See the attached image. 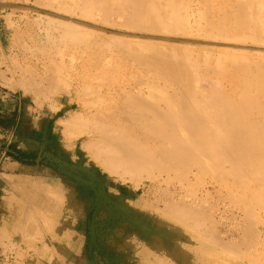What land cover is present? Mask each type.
I'll return each mask as SVG.
<instances>
[{
  "label": "rangeland",
  "instance_id": "obj_1",
  "mask_svg": "<svg viewBox=\"0 0 264 264\" xmlns=\"http://www.w3.org/2000/svg\"><path fill=\"white\" fill-rule=\"evenodd\" d=\"M96 1L95 0L94 1L93 0L92 1L91 0H89V1L85 0L82 3V0H0V4H11V3L26 4V5L34 6V7L41 9V10H32V9H25V8H18V7H1L0 8V28L2 29V33H3L2 40H3L4 46L7 49L8 53H10L9 56L4 57L3 62H0V68L2 66H4L3 69H7L6 71L1 70L0 75L3 78H6L7 74L10 73L13 75V77H18L21 82H22V80H23V82H24V80L26 81L27 76H29V75L32 76L34 79L37 78V82H39V83H37V92H38L37 96H38L39 109L50 108V109L56 110L58 108L59 100L64 95H65L66 99L71 104V108H70L69 113H67L62 119L58 120V126H57V129L60 133V138H62V140H63L62 144H63L64 155L66 154L69 156L68 164H65V158H64L63 172H61V168H59V173H61L64 176L63 183L59 184L60 187H58L59 182H57V180L54 179L50 185L48 184L45 186L46 187L45 190L42 189V187H41L42 184L39 183V191H38V197H37L38 217H36L38 219L37 231H32V232L29 231L28 228L30 227V225H29V223H27V226H25V230H23L21 233L22 240L19 241L18 243H13L10 240V243L7 246V247H9L7 250H10L9 251L10 254H8V259L6 260V262L1 261L0 264H51L52 261L55 258H57L58 254L60 253V249L58 248V245L61 244L60 239H61L62 233L59 230H61L62 227H59V224H60L62 215L66 213V208H68V209L70 208L71 214L74 211L78 212V210L80 213H83L82 215L85 214L87 232L92 233V234H87V238L88 237L91 239L93 238L95 240H98L100 243L107 242L109 240V241H111L110 243L112 244V242L116 238L120 239V240H123V239L126 240L127 238L125 237V235H126L127 230L130 231V230L137 229V225L139 226L141 224H148L150 229L154 231L151 233L152 236L149 239L152 241L153 245L158 250L157 261L159 262V264H173V263L169 262L170 261L169 252L166 251V253H164L163 250L160 249L163 241H166L165 245H167L169 247L174 246V244H177L179 246V248L183 249L184 253L190 255V257L193 258V263H191V264H264V233H263L264 232L263 231L264 230V218H263L264 217V208H263L264 205L262 204V206H261V203L259 204V202L264 203V200H263L264 199L263 198L264 197L263 196L264 189H262V193H258L259 197H261V196H263V197L258 198V195H256L257 192H259L257 190H261L262 187L264 188V183H263L264 178H263V176L259 177V175H264V174L257 175L258 174L257 173L255 175L254 174L255 172L254 173L249 172L250 173V176H249V174L246 173L245 176H247V174H248V176L251 177L250 183H251L252 187L249 189L255 188V190L257 191V192L253 191V189H252L250 191V192L253 191L252 193H250L248 191V188H247V187H250V183L246 185L247 182H245L246 180L249 182L248 176H247L248 178L242 177V178L246 179L245 181H243L244 185H246V186L242 185L243 186L242 187L240 185V187H239V184L237 183L239 178L236 180L237 177L235 175H234L235 177H230V176H233V174L231 175V173H230V176L228 175L232 169L230 162L228 163L227 161H224V160H219V161H221V162H219L216 159L214 160V158H213V160L217 163L216 165H215V162L213 160H211L212 162L207 161V164L210 163L208 165L205 164V162H204L205 166L203 163L200 164V166L203 165L204 167H206V165H207V167L209 166L207 170H206L207 167L202 169L203 167L199 166L200 167L199 168L198 163H196L195 166H193L194 165L193 164L192 165L193 167L189 166L188 167L189 172L187 169H185L187 167H184V168L182 167L181 168L182 173L185 171L183 173L184 176L181 175L182 174L181 170H178L181 174H178L179 172H177V174H178V176H177V174H175L176 171L172 172L173 170H169L167 172L165 171V172L160 174V171L158 172V170L156 169L154 171L155 174L158 173L157 174L158 178L156 180L143 178L140 182L137 183L138 180L135 178H132L129 175H127V177H126L127 180H122V178H120V176L115 175V174H111L109 171L104 169V167L102 166V164L100 162L94 160L91 157L88 150L83 147L80 140L70 137L69 134L63 133V130L61 127V122L63 120H67L68 118H70V116H72L74 114L78 115V113L79 114L81 113V115H83V118L85 120H88L90 118L88 116L91 115L92 112L95 113V111L99 108L100 103H98V100H100V98H102L100 100V102L101 101L105 102V100L109 101V103L106 102V104H105L107 107H104V103L102 104V102H101V105H100L101 108L104 107V109H106L109 107H113V104L115 105L116 103H117L116 105H119L121 103V99L122 98L124 99L127 96L125 94L122 96V98H121V96L118 97V94L121 93L119 91V87L121 88L123 86L125 87V88L123 87V89H127V90L129 89L130 91L133 89V91H131V94H135V92H136L135 90H138V88H136V87H139V89H140L141 86H144L143 92L144 91L145 92L143 93V96L145 97L146 93H147V95L150 96V93L152 92L153 88H155V85L157 86L159 84L158 85L159 87L157 86L156 90L158 89V91L160 92V95L155 94L156 90H154L153 97L150 96V100H151V97H152V99L154 97L155 98L157 97L158 101H157V99H154L153 101L156 100L159 103L160 107L162 108V106H163V108H166V110L170 107V105L175 106V104H176V106L178 107L179 104H177V103H180V101H178L179 99L176 98V96H174V95L178 93L177 96L179 94H180L179 96H181L184 93L182 90V87L178 88L180 86H176V82L174 83L173 81H171L170 80L171 78L168 79L167 75H166V77L163 76L164 73L160 74L158 71L153 69V68H155L154 66L150 65V67H151L150 68L148 66V64L146 62H144L142 59H141L142 60L141 61L142 65H141V62L139 60L140 58L138 57V59H137V57L135 55H133V51H131L130 49H129V51H127L128 52V54H127L126 50L128 49L129 46L126 47V45H130L132 43H134V45L136 44L135 46L139 45L140 48L142 47L141 45L144 43L146 44V46H148L149 44L151 45L152 42H153V45L157 44L156 42H158V45L161 44L159 46L155 45V47L157 46L158 48L160 46H162L163 44H166V46L168 45V47L172 49V50H170V51H172V54L174 53L173 46H175V45L178 46L177 49H181L179 51L180 52L182 51L183 54L181 53L180 56L178 53H175L174 55H172L170 52L169 57L171 58L173 56L171 59L172 60L175 59L176 61L178 59L175 57L179 56L178 58H180V60H182L181 56H182V58L185 57L186 60L183 59V61H185V64L187 63L186 67L189 63L188 67L186 68V72H188V75L191 76L192 87L197 91L198 96L200 97L198 99L197 98L198 96L196 97V95H195L194 98H196V100L195 99L194 100L200 101L201 104L203 103L202 106H204V104L209 105L212 98H215V97H216V99L221 98V97L216 96L220 92L219 90H221L220 93H222V92H224V90L228 92V89H229V91L233 95L236 96V92H234L235 94L233 93V90L235 88L232 90L233 86L232 85L229 86V83L231 84V81L227 82L228 79H225V78L223 79L222 76L224 74H222L221 69H219V67L221 68L220 62L225 63L224 61L219 60V59H221V56L223 57L222 59H224V56L226 55V58L228 60H230L226 53L224 54V52H221L223 49H225V47H228L227 45L216 46V45H211V44H207V43L204 44V42H203V44H201V43L196 44V43H193L190 41L182 40V38L185 35H180L178 32H176V33L179 35H176L175 32L173 34L172 33H170V34L166 33L165 34L163 32H157L156 33V32H150L147 30L143 31V30H140V28H139V30H138V28L130 29L133 27V25L135 23H133L131 21V23L133 25L131 24L132 27H130V25H129L130 20L129 19L133 18L134 17L133 15L137 16L139 14L143 20H141V18L139 20L138 16H137V18H133L131 20L136 19L139 21H144V20L149 19V17L145 16V14L147 16H149V13L153 11V10L152 11L149 10V8L153 7V6L149 5L150 4L149 2L153 1V3H154L157 0L156 1L155 0H147V1L144 0V1H142L143 2L142 4H140L141 0L137 1V3H134L136 1L132 0V2L134 1L133 5L137 4L138 6L135 5L134 7H136V8L133 7V9H132V7H131L132 5H130L131 11L129 9H126V5H128L127 6V8H128L129 4H131L132 2L129 4L127 3L125 5L126 0H114V3L111 0H108L109 2H107V0H105V1L104 0H100V1L96 0ZM101 1L102 2L104 1V2L102 3ZM162 1L163 2H161V0H160L161 3H158L159 2L158 1V2H156V5L154 4L156 6V10L161 7L160 5L163 6L165 4L166 7L164 6V7H162L163 9L161 8L163 12L160 9L158 10L159 14H160V12L165 13V14L161 13L162 17H164L165 15H168V12H165V8L169 9V6H170V10L173 12V10H175V9L178 10L179 8H181V6H182V8L184 6V8L182 10L179 9L178 12H180V11L181 12H180V14L179 13L178 14L181 15V17H179V16L178 17H179V19H182V18L186 19V18H188V15H190L189 16L190 19H187V20H189L190 28L193 29V30L192 29L191 30L194 31V32H192L189 29L190 33H191L190 37H193L196 39L204 38L203 35L207 36L206 34L209 33V31H207V29L212 30L213 26L216 27V26H220L223 24H225V26H227L226 25V23H227L229 26L228 28H230L232 25H230L229 23L231 22L232 24H234L233 19H235V16H234V14H231V12L228 8H227V10H229V11H227L225 9V14L230 12L232 17L228 13V16H227V14L224 15V16H227L226 19H228V21H225L226 23L223 22V24H221L222 22L221 23L217 22L218 21L217 18H218V16L220 17V14H221V18H223V16H222L224 13L223 9L227 7L226 6L227 3L229 4V5L227 4L228 7L233 6V10L231 9V11H234V7H236L235 3H237L234 0H230V1L229 0H216V1L214 0L215 2L213 0L212 1L207 0V4L209 6L207 4H204L206 2L205 0H203V2H202V0H200V1L199 0H190V1L189 0H185V1L180 0V2L177 1L178 2L177 5H180V7L179 6L174 7L173 10L171 9V6H175L177 3L176 1L174 2L175 5L173 3L174 0L170 1L171 4H173V5H169L168 7H167V5H168L167 1L169 2V0H162ZM187 1L192 5L190 8H187L188 6L187 7L185 6V5H187ZM191 1H192V3H191ZM251 1H253V0H251ZM251 1H248V2L250 3ZM90 2H93V3L96 2L95 4H99V3L100 4H99V6H97V5L92 3L94 6H96L94 8V6ZM105 2L110 3V4H108V5H110V7L108 5H104ZM145 2H148L149 4L145 3ZM208 2H210V3H208ZM224 2H226V3H224ZM254 2H255V0H254ZM254 2L252 3L253 5H254ZM256 2L258 3L261 1L256 0ZM75 3H77V5ZM144 3L146 4V6L147 5H149V6L146 7ZM153 3H151V4L153 5ZM166 3H167V5H166ZM189 3H188V5H189ZM198 3H199V5H198ZM257 3H256V5H257ZM102 4L105 7H109V8L112 7V8L109 10V8L108 9L105 8ZM123 4H124V6H122ZM220 4H222V5L225 4L226 7H224V5H223L224 8L222 7V9H221ZM263 4H264V1L261 2V4L260 3L258 4L260 6L257 5L258 6L257 7V10H258L257 13H260V11H261L260 14H262V11H264L263 10L264 7H262V6H264ZM49 5H51V6H49ZM88 5L92 6L93 9H92V7H89ZM158 5L160 7H158ZM217 5L220 6L219 8L221 9V11L223 13L221 11H218L219 8L216 11L215 6H217ZM67 6H68V8L71 6L72 7L68 9ZM139 6H140L141 10H139ZM141 6L142 7L145 6L146 8L145 7L142 8ZM205 6H206V9H210L209 10L210 12L205 11L206 10ZM213 6H214V8H213ZM62 7L64 10L62 9ZM78 7H80V8H78ZM185 7L187 8V10H184V9H186ZM208 7H211V8H208ZM121 8L126 10L127 12L130 11L129 14L132 13V15L128 14L125 16V14H127V13L124 12L125 14H123V12H121V11H123ZM79 9H81V10H79ZM103 9H104V11H103ZM134 9H136L135 11L137 13L142 11L141 12L142 15H141V13H139V14L135 13L134 14L133 13ZM144 9L146 12L143 11ZM211 9H212V11H211ZM86 10H87V12H85ZM108 11H112V15H111V13H108ZM148 11H149V13H147ZM154 11H155V9H154ZM92 12L95 14V16ZM106 12L110 15H107ZM157 12L155 11V13L157 15H159ZM219 12H221V13H219ZM91 13H92V15H91ZM175 13H177V12H174V15H175ZM206 13H208L209 15ZM215 13H216V15H215ZM232 13H234V12H232ZM118 14L119 15L121 14V15L119 16ZM122 14H123V17L125 16V18H127L129 20V22L126 19L123 21V22L127 21L126 24L122 23V20L124 19V18L122 19ZM150 14H152V13H150ZM154 14H152V18L155 17V18L159 19V17H156L157 15H154ZM178 14H176V15H178ZM199 14H202L203 16L206 14L204 16L205 20H204L203 16L201 17V15H200V17H199ZM60 15L66 16L67 18H63ZM186 15H187V17H186ZM88 16L89 17L92 16V18H89ZM93 16H94V18H93ZM111 16H113L112 19H111ZM117 16H118V18H115ZM143 16H145V17L143 18ZM214 16H216V17H214ZM107 17H108V19H107ZM208 17L209 18L212 17L214 19V22H216L215 24H213L214 23L212 21L213 19H211L213 26L208 24V20H210ZM258 17L260 18V16H258ZM49 18L52 21H50ZM101 18H102V20H100ZM215 18L217 21H215ZM221 18H219V21L222 20ZM230 18H231V21L229 20ZM117 19H119L120 21ZM150 19H151V16H150ZM192 19H193V21H194V19H196L194 21L196 23H198V21L200 19H203L202 20L203 22L200 20L199 23L201 25L203 23L204 24L207 23V24L206 25L203 24L204 25V26H202L203 29L201 32H199L198 30H201L200 29L201 26H200V28L199 27L196 28V26H198L200 24H198V25H195L196 23L193 24ZM263 19H264V16L262 17V21H264ZM62 20H64V21H62ZM75 20H82V21L86 20V22L101 25V26L107 27V28L112 29V30H118L121 32H128V33H130V35L129 34L128 35L122 34V36H121L122 39L119 37V39L117 40L118 35H120V34L103 31L101 29H100L101 31H99L97 28H94V27H91L88 25L85 26V24L79 23ZM105 20H107L109 23H112V25L109 24L108 22H106ZM60 21H62V22H60ZM65 21L70 22V23L75 22V23L81 25V27L85 26L84 28H81L82 29L81 31H84L83 29H85V28H86L87 32L89 30H92V31L88 32L91 35H88V37H86V41H85V39L83 40L81 38L82 36L79 37V35H81V33L85 34V32H81V33L79 32L80 26H79V28H77L78 29L77 32L80 33V34L77 33V35H78L77 36L75 33V30H72V29L68 28L66 25H64V24H66V23H63ZM116 22H117V24H116ZM190 22H191V24H190ZM119 23L121 25H119ZM217 23H219L220 25H218ZM122 24H124V25H122ZM142 25H143V23L140 24L139 26L141 28H143ZM208 25H209V27L207 29H205L206 26H208ZM139 26H137V27H139ZM87 27L88 28L90 27L89 30L87 29ZM222 27L223 26H220V28H222ZM233 27H234V25L231 28H233ZM228 28H226V29H228ZM224 29H218L222 32L218 31L217 29H215L214 31H210L211 34H209V36H212V35L215 36L217 34V33L215 34V32H220L218 34H221V37H214V36H212V37L213 38H220V39L224 40L223 37L226 38L227 35L231 36L229 34L225 35V33H228V32L226 31L224 33V31H223ZM64 30L68 31V34H69L70 30L72 32L74 31L73 33H75V35H76V37H75L76 41H75V38H73L72 40L67 39L69 37H67L68 35H66V36L64 35V32H65ZM203 30H205V32ZM179 32H181V31H179ZM88 33H86V34H88ZM204 33H206V34H204ZM222 33H224L223 36H222ZM163 34H165V36H162ZM53 35H54V37H53ZM124 35H125L124 38L127 37L126 39H123ZM198 35H199V37H198ZM89 36H91L92 38H89ZM128 36H130V37H128ZM134 36L137 38H135ZM77 37L81 38L83 41L80 39L77 40L78 39ZM132 37H134V38H132ZM231 37H233V36H231ZM53 38H54L55 42H53L54 41ZM70 38H72V37H70ZM94 38H95V40H92ZM109 39L111 41H108ZM73 40H74V43H73ZM103 40L104 41L106 40L108 42L104 43V45H103V42H102ZM115 40H117V41H115ZM161 40H163V41H161ZM62 41H64V42H62ZM113 41H114V43H113ZM165 41H166V43H165ZM185 42H187V44L192 43L195 45L193 47L191 46V48H187L188 46H186V48L184 49L182 47H185V46H183V45H186V44H183ZM98 43H99V46H98ZM147 43H149V44H147ZM168 43H170V44H168ZM247 43L249 44V46L245 47V49L246 50L249 49V50L245 51V54H246V52H247V54L249 53L250 55L249 54L248 55L253 60L250 57L249 58L252 61H256L255 60L256 58H257V60L259 59L261 61V59L263 58L262 59V62H263V60H264V53H263L264 52V45H263L264 42L262 44L263 47H254V42L252 43L251 39L248 37ZM118 44L122 45V46H119ZM207 45H208V48H207ZM115 46L117 47V49ZM132 46H133V44H132ZM132 46H130V47H132ZM163 46L166 47L165 45H163ZM212 46H213V48H212ZM87 47H88V49H86ZM215 47H216V49L220 48V50L217 49L215 51ZM203 48H204V50H203ZM188 49H190V50H188ZM251 49L254 50V53H253V50H251ZM256 49L258 51L263 50L262 51L263 54L262 53L260 54V52H261L260 51V52H258V55H257V52H255V51H257ZM148 50L149 49L144 50L145 51L144 53H147ZM185 50H187L186 51L187 56L185 54ZM31 51H33V52H31ZM139 51H140V49H139ZM151 51H152V53L154 52L153 50H151ZM231 51L232 50H230L229 52L235 53L234 51L233 52H231ZM220 52L223 55H221ZM229 52H227V53L230 54ZM188 53H190L189 56H188ZM206 53H209V54H206ZM218 53L220 55H218ZM237 53H235V54H237ZM149 54H151V53L149 52ZM129 55H131V56H129ZM176 55H178V56H176ZM205 55L207 56V58H205L206 57ZM237 55L241 56L242 54L239 53ZM259 55L262 56V58L261 57L259 58L258 57ZM73 56L75 58V61H74V58H72ZM132 56H134V57H132ZM191 56L195 60L192 59ZM208 56H209V58H208ZM187 59L188 60L192 59V60H190L191 62L190 61L188 62ZM62 60L65 61L66 66L64 64L60 65V63H61L60 61H62ZM76 60H78V61H76ZM134 60L136 62H134ZM138 60H139V62H138ZM196 60H198V61H196ZM94 61L96 64L94 63ZM183 61H182V63H183ZM225 61H226V63L224 65H226V64H228V65H226V69L224 68V70L225 71L229 70L230 72H233V70H231V69H234V67L232 68L233 65H231L232 62L231 61L227 62V60H225ZM54 62H56L55 63L56 65H54V66L55 67L57 66L58 69L54 68V66L52 65V63H54ZM101 62H103V63H101ZM197 62L200 64H196ZM217 62H219L218 66H215L217 64ZM58 63H59V65H57ZM145 63L148 67L145 65ZM206 63H207V65H206ZM143 64H144V66H143ZM208 64L210 65V68H209ZM212 64H214V65H212ZM182 65H184V63ZM190 65L192 67H190ZM197 65L200 67H198ZM224 65H223V67H224ZM230 65H231V67H230ZM72 66H75V67L73 68ZM105 66H106V68H105ZM207 66L209 69L207 68ZM214 66L216 68L218 67L220 72L219 71L217 72L218 69L214 70L213 69V68H215ZM227 66H229L230 68L227 69ZM195 67H196V71H195ZM108 69H111V70L106 71ZM138 69L140 70V72L137 71ZM198 69H199V71H198ZM212 69L214 71H216L215 72L216 74L218 73L220 75V76L219 75L218 76L221 77V79H219V77L216 74H214V71H212ZM187 70H190V71H187ZM105 71L107 73H109L111 71L110 72L111 74L109 73V75H108L105 73ZM150 71H151V73H150ZM204 71H206V72H204ZM135 72L136 73L138 72V74H136ZM199 72H201V73H199ZM227 72H225V73H227ZM139 73H140V75H139ZM191 73L193 76L190 75ZM194 73H196L195 74L196 75L195 80H193L194 76H195ZM220 73L222 74V76ZM130 74L131 75L133 74V75L131 76ZM148 74H150V75H148ZM156 74H158V75L154 76ZM159 74H160V77H159ZM134 75L136 77L140 76L139 79L136 77L134 78ZM142 75H143V77H142ZM198 75H203L205 78L203 76H198ZM210 75H211V78H210ZM145 76H146V78H145ZM148 76H149V78H148ZM152 76H154V78ZM47 77H49V78H47ZM54 77H55V79H54ZM112 77H113V79H112ZM201 77H203L204 80L205 79L206 80L204 81L202 78L203 81L202 80L200 81L199 79ZM207 77H208V81H207ZM209 78L210 79L213 78V80L210 81ZM142 79H144L145 81ZM215 79L219 82V84L218 83L216 84L217 81ZM104 80H105V82H104ZM106 80H108V82ZM137 80H139V81H137ZM140 80L142 81L143 85H142V83L141 84L139 83V82H141ZM149 80L151 82L153 81V83H151ZM154 80H156V81H154ZM197 80H199L200 84H202V85L199 86V84H197L198 83ZM221 80H224L225 82L223 81V83H220V82H222ZM146 81H149L150 83L146 82ZM206 81L208 83H206ZM101 82L104 85H102ZM171 82H173L174 86L173 85L171 86V84H172ZM193 82H195V83H193ZM209 82L211 85H209ZM66 83L69 85L70 88L66 89L64 87V85L65 86L67 85ZM128 83H130V85L132 84L133 87L130 88V85L129 86L127 85ZM110 84L112 85V88L109 87V86H111ZM138 84L140 86H138ZM148 84H150L151 87L154 86L151 91H149V88L147 90ZM223 84L225 85L224 90L222 87ZM167 86H168V88H167ZM194 86L198 87V88H195ZM107 87L109 88V90H113V89L114 90L109 91ZM230 87H232V88H230ZM199 88H200V90H199ZM180 90H181V92H180ZM198 90H199L200 94L204 93V95H200ZM161 91H163V93H164L163 96H161V94H162ZM196 91L194 92V94H197ZM137 92L139 93L140 91L138 90ZM170 92L176 98L175 99L176 101L173 100L172 96L169 97L171 95ZM93 93H95V94H93ZM97 93H98V95H97ZM112 93H114V95ZM107 94L108 95L111 94L113 96H111V98H110V95L108 96ZM166 94H167V96H166ZM115 95H117V96H115ZM209 95L211 97V100L209 97V100H208V98H206L208 100V103L203 102L202 100L205 99V96L208 97ZM149 96L147 98H149ZM203 96H204V98H203ZM106 97H108V98L106 99ZM112 97L113 98L115 97L114 98L115 100L112 99ZM116 97H118V98H116ZM166 97L167 98L169 97V98L167 99ZM119 98H120V101L117 100ZM165 98L167 99V101L165 100ZM103 99H104V101H103ZM123 99H122V101H123ZM169 99L173 100V103H169L168 102ZM206 99L204 101L207 102ZM112 100H114L115 102L114 101L112 102ZM161 100H164V101H161ZM213 100L214 101L211 104H214L215 99H213ZM218 100H221V99H218ZM238 100H239V98H238ZM161 103H162V105H161ZM164 103H166L167 105ZM216 103H219V101L217 102V100H216ZM168 104H170V105H168ZM210 105L208 107L212 108ZM85 106L87 108H85ZM90 106H95V107L91 108ZM95 108H97V109L95 110ZM204 109H205V107H204ZM90 111H91V113H89ZM82 112H85V113H82ZM88 113H89V115H88ZM85 116L88 119H86ZM214 117L215 116L213 115V119H214ZM45 160H46L47 164H50V165L55 164V163H57V161H56L57 160V154L47 150ZM203 161H206V160H203ZM225 162H226V164H225ZM218 163L219 164H222V163L225 164L226 165L225 167L222 164L224 167V168L221 167L222 170L224 169V171H226V169H227L228 170L227 175L230 178H233V179L235 178L234 180H236V181L229 179V177H227L228 180L227 179L224 180V178H226L225 176H223V178H221L220 176L223 174L224 171H222V173H221V170L219 171V169H221V168H217ZM227 163H228V165H227ZM196 165L199 168L198 170L196 168ZM211 165H212V167H216V169H217L216 171H219V173H221L220 176L218 175L219 173H217L214 170L215 168L212 169ZM229 166L231 167L230 171L227 168ZM190 168L192 171L190 170ZM209 169H210V171L208 172ZM203 170H204V172L207 173L206 175L204 173H201V171L203 172ZM211 170H212V172H211ZM213 170H214V172H216L217 175L213 172ZM187 172H188V174H187ZM192 172L194 173L193 176H192V174H193ZM172 173H174V174H172ZM185 173H186V175H185ZM198 173L201 175V177L199 176ZM180 175L182 176V178L183 177L185 178L187 175L188 176L183 181V179L181 178ZM195 175H196V177H195ZM223 175H225V172ZM251 175H253L254 177L256 176V178H255L256 180H259V181L263 180V182H259V184L261 183L260 186L262 185L261 188L256 189L259 187V186H257L258 181L256 182V180L253 179L252 178L253 176H251ZM161 176H163L164 179H162ZM218 176H219V178H218ZM191 177H192V179H191ZM197 178H199V179H197ZM257 178H259V179H257ZM252 179L255 180L254 183H253ZM187 180H188V182H187ZM222 180L225 181V184L222 182ZM230 180L234 181V183H233L234 185H231L232 181L230 183L229 182ZM196 181H197V183H196ZM192 183H194V185ZM227 184H229L231 186H229ZM235 184H236V187H235ZM255 184H256V187H255ZM52 185L57 186L56 189L53 188ZM186 185H188V186H186ZM243 188H245V191H241V189H243ZM115 189H118L120 192L118 193ZM167 190L169 191V193ZM193 192H194V194H193ZM245 192H246V195H245ZM254 192H256L255 195H253ZM195 193H196V195H195ZM250 195H251V197H250ZM193 196H194V198H193ZM245 196L250 197V199H253L254 198L253 196H255L257 203H256L255 198H254L255 201H250L249 198H247L248 201H245V203L246 204H247V202H249V203L246 205L243 202L244 200L242 201V199L247 200ZM241 197H242V199L240 201ZM167 201L172 202V203H168ZM174 201H175V203H176V201H178V203H176V204H178L179 206L180 205H187L185 207H188L189 203L190 204L193 203L192 205H194V203L196 201L195 205L197 204V209L194 207L193 208L195 209V211L198 210L197 212H195L198 215L197 216H196V214L194 215L197 218L195 220H197V222L199 221L201 224L202 223H205V224L200 225L199 222H198L199 224L196 223V221L194 219L193 220L191 219L194 216H192V217L190 216L191 220L188 221L186 219V217H187L186 215H183V216H184V220H187V221H183V222L179 221L180 219L177 218L176 216L174 217V214H172V212L168 210L169 206L172 207L175 204V203H173ZM202 204L204 207H207L208 209L206 210V208L204 209V207H202V208H200L201 209L200 210L199 207ZM250 204H252V206ZM254 204H256V205H254ZM245 208H248V209L253 208V209H251L252 212L250 210L252 215H250L249 210H246ZM165 209L168 211V213L166 212ZM169 209H171V208L169 207ZM204 210H205L206 214L208 213L207 216H206V214H204L205 213ZM199 211H200V213H198ZM245 211H247L249 213V215H248L249 217H247V212H245ZM170 212H171V214H170ZM202 215L205 218H203ZM199 216H200V218H199ZM210 216H211V218H210ZM251 216H253L254 218H252ZM188 218H189V216H188ZM202 218L204 220L206 219L205 222H204V220H203V222H201ZM207 218H208V221H207ZM250 218L252 220H250ZM55 220H56V222H55ZM255 220H256V222H255ZM33 221L35 222L34 217L32 219V222ZM57 221H58V226L56 225ZM214 221H215V223H214ZM177 222H179V223H177ZM253 222H255L256 225ZM242 223H244V227H243L244 229L242 228V226H243ZM80 224H82V223H80ZM195 224L199 225V226H196ZM251 224H252V226L254 224L257 229L262 230L261 231L262 236L260 238V241L262 240V242L256 241L257 238L253 237L251 231H253L254 229L257 231V229L255 228V226H254L253 230L250 229L252 227ZM62 225L63 226L66 225L64 218L62 219ZM247 225L250 226L247 228L250 229L251 235L250 234L249 235L252 238H250L249 235H247L248 236L247 238L245 237L246 234H244V233L246 232L245 227ZM191 226H193V228ZM247 228H246V230H248ZM213 229L214 230L216 229V230L214 231ZM205 232L208 234L210 233L209 234L210 237L208 236V238H210L209 240L206 238L207 234H204ZM234 232H236V233H234ZM200 233H202V234H200ZM214 233H216L215 236L212 235ZM203 234L206 236L204 237ZM153 235H155V236H153ZM201 235L203 236V238L201 237ZM217 236H219V238H220V239L218 238L219 240L222 239L221 241L224 244L226 243V245H228L230 243L228 245L229 246L228 249H225L224 246H221L222 244H220L218 241H216L215 237L217 238ZM243 236H244V240L242 239ZM211 237H214V238H211ZM211 239H214L216 242H213L214 240L211 241ZM223 239H224V241H223ZM246 240L247 241L250 240V242L249 243L247 242L246 244L244 243L242 245L241 243H243ZM232 242L236 246L233 247L234 244H232ZM257 242H258V244H257ZM20 243L23 244V247L20 246ZM259 243H261V244H259ZM231 244H232V247H231ZM247 244H249V245H247Z\"/></svg>",
  "mask_w": 264,
  "mask_h": 264
},
{
  "label": "bare ground",
  "instance_id": "obj_2",
  "mask_svg": "<svg viewBox=\"0 0 264 264\" xmlns=\"http://www.w3.org/2000/svg\"><path fill=\"white\" fill-rule=\"evenodd\" d=\"M83 1H85V0H82V3H83ZM89 1V0H88ZM92 1V0H91ZM94 1V0H93ZM96 1V0H95ZM100 1V0H99ZM105 1V0H104ZM103 1V2H104ZM111 1H113V3H114V0H111ZM129 1V2H128ZM134 1H136V2H134ZM133 2L134 3H137V1H139V0H134ZM142 1H144V0H141L140 2V4H142L143 2ZM145 1H147V0H145ZM156 1V0H155ZM159 1V2H158ZM170 1H173V0H169V2L167 1V3H168V5H167V3H166V5H167V7L169 6V5H173V4H171V2ZM180 2V0H174L173 1V3L174 2ZM185 1V0H184ZM190 1V0H189ZM200 1V0H199ZM206 2L204 3V4H207V0H205ZM208 1H210V0H208ZM212 1V0H211ZM214 1V0H213ZM216 1V0H215ZM214 1V2H215ZM230 1V0H229ZM235 2H237V3H235L236 4V7H234V11H231V9L233 10V6H230V7H228V5L226 4V6H225V4H223L224 5V7H226V8H224L223 7V5L222 4H220V6H221V9H222V7L224 8L223 9V11H224V13L221 11V9L219 8L220 6H215V8H216V11H217V9L219 8V10L218 11H221L222 13H223V18H221V14H220V17L218 16V21L216 20V18H215V21H217V22H219V23H221V24H223V22L224 23H226L225 21H228V19H226V17L228 16V13H229V15L232 17V15L231 14H234V16H235V19H233V23L234 24H232L230 21H231V18L229 19L230 21V25H234V27L233 28H228L229 26H228V24L226 23V25L227 26H225V24H223V25H220L219 23H217L218 25H220V26H223L225 29L226 28H228V29H224L223 27L222 28H220V26H216V27H214L213 25H212V21L214 22V19L211 17V18H209L210 20H208V24L209 25H211V26H213L212 28V30H208L207 28L209 27V25L208 26H206V28L205 29H207V31H209V33L208 34H206V33H204V34H206L207 36H205V35H203V37L204 38H202V39H196V38H193V37H190V35H191V33H190V30L192 29V28H190V25H189V20H187V19H190L189 18V16L190 15H188V18H186V19H179V17H181V15H179L180 14V12H178L179 11V9L180 10H182L183 8H184V6H183V8H182V6H181V8H179L178 10L177 9H175V10H173V8L174 7H180V5H177L178 4V2L176 3V5H175V3H174V5L175 6H171V9L173 10V12L170 10V6H169V9H167V8H165V12H168V15H165L164 17H162V14H165V13H162L163 11H162V7H164L165 6V4L162 6V5H158V7H160V8H158L157 10H156V2H158V3H161V2H163L162 0H161V2H160V0H157L156 2H154L153 3V1H151V2H145V3H148L149 5H151V6H153V7H151V8H149V10H153L154 11V9H155V11L157 12L159 9L162 11V12H160V14H159V11L157 12L159 15H157L156 13H155V11L153 12H150V13H152V14H154V15H157L156 17H159V19L158 18H155V17H153L152 18V14H150L149 13V11L147 12V13H149V16H147L144 12V14H145V16L146 17H149V19H147V20H144V21H139L140 20V18H141V16H140V14L139 13H141V12H136L135 10L136 9H134V14L135 13H137V14H139V15H137L139 18V20H136V19H134V20H131V19H133V18H137V16L136 15H133L132 17L133 18H131V19H129L130 20V22H129V20L127 19V18H125V16L126 15H128L129 14V12L131 11V7H132V9H133V7L135 6V5H137V4H135V5H133V2H132V0H126L125 1V5L128 3H131V4H129V7L127 8V6L128 5H126V9H129L130 11L129 12H127L126 10H124V9H122L123 11H121V12H123V14H125V13H127V14H125V16L123 17V14H122V23H127V21L126 22H123L125 19L126 20H128V22H129V25H130V27H132L131 26V21L133 22V23H135L134 25H133V27L132 28H130V29H136V28H138V30H139V28H140V30H143V31H145V30H147V31H150V32H163V33H167V34H170V33H174L175 32V34L176 35H185L183 38H182V40H185V41H190V42H193V43H201V44H203V42H204V44L205 43H207V44H211V45H216V46H218V45H227L228 47H225V49H223L221 52H224V54L226 53L227 55H228V58L230 59V60H228L227 58H226V55L224 56V59L225 60H227V62H229V61H231L232 62V64L231 65H233L232 66V68L234 67V69H231V70H233V72H230L229 70H224V68L226 69V65H228V64H226V65H224L225 63H226V61L224 60V59H222L223 57L221 56V59H219V60H222V61H224L225 63H223V62H220L221 63V68L219 67V69H221V71H222V74H224L223 76H222V74H221V76H222V78L224 79H228V81L227 82H229V81H231V84L229 83V86H233V88L232 87H230V88H232V90H233V93L234 92H236V96L235 95H233L230 91H229V89H228V92L227 91H225L224 90V87H225V85L223 84L222 85V87H223V90H224V92H222V93H220L221 92V90H219L220 92V94L218 93L216 96L217 97H221V98H218V99H221V100H218V99H216V97L215 98H212V100H211V97H210V95L208 96V97H206L205 96V99L206 98H208V100H209V97H210V100L212 101H210V103H209V105L211 104V103H213V99H215V102H214V104H211L210 106L212 107V108H210V107H208L209 105L207 104H204V106H202V104L200 103V101H195L196 100V98H194V96L196 95V97L198 96V93H197V91L192 87V81H191V76H189L188 75V72H186V68L188 67V65H189V63H188V65H187V67H186V64H185V61H183V59H185V57L184 58H182V56H181V59L182 60H180V58H178L179 56H180V54L182 53L183 54V52L181 51H179V50H181V49H177L178 48V46H173V51H174V53L172 54V51H170V50H172L171 48H169L168 47V45L166 46V44H163V45H165L166 47H164L163 45V47L162 46H160L159 48L157 47V46H159V45H161V44H159L158 45V42H156L157 44H154L153 45V42L151 43V45L149 44V43H147V44H149L148 46H146V44L144 43V44H142L141 46V48H140V46L139 45H137V46H135L134 45V43H132L133 44V46H132V44H130V45H126V47H130V46H132V47H128V49L126 50V53L128 54V52L127 51H129V49L131 50V51H133V55H135L136 57H137V59H138V57L140 58L139 60H140V62L143 60L144 62H146L147 64H148V66L150 67V65L151 66H154L155 68H153V69H155L156 71H158L160 74L162 73H164L163 74V76H165L166 77V75H167V78L168 79H170L171 81H173L174 83L176 82V86H180V87H178V88H181L182 87V90H183V96L181 95V96H177V94H175L174 96H176V98H178L179 100L178 101H180V103H177V104H179L178 105V107L176 106V104H175V106H171L170 104H168V105H170V107L166 110V108H163V106H162V108L160 107V105H159V103L157 102L158 101V99H157V97L155 98H153L152 99V97H153V92H154V90H156V88H157V86L159 85H155V88H153V87H151L150 86V84H148V87H147V90H148V88H149V91H151L152 90V88H153V90H152V92L150 93V96H152L151 97V100H150V96L149 95H147V93H146V95H145V97L143 96V93L145 92H143V87L144 86H141L140 87V89H139V87H136V88H138V90L140 91L139 93L137 92L138 90H135L136 92H135V94H131V91H133V89L130 91L129 89L127 90V89H123V87H119V91L121 92L120 94H118V97L119 96H121V98H122V96L123 95H127L124 99H123V101H122V99H121V105L119 104V105H114L113 104V107H109V108H106V109H104V107H107L105 104H106V102H108L109 103V101H106L105 100V102H102V104L104 103V107L103 108H101V102H100V100L102 99V98H100V100H98V103H100V105H99V108L97 109V108H95V113L94 112H92V114L91 115H89V113H91V111L88 113V117H90L89 119L85 116V118L86 119H88V120H85L84 118H83V115H81V113L79 114L78 113V115H72V116H70V118H68L67 120H63L62 122H61V127H62V130H63V133H66V134H69L70 135V137H72V138H75V139H78V140H80L81 141V143H82V145H83V147L85 148V149H87L88 150V152L90 153V155H91V157L94 159V160H96V161H98V162H100L101 164H102V166L104 167V169L105 170H107V171H109L111 174H115V175H118V176H120V178H122V180H127L126 179V177H127V175H129V176H131L132 178H135V179H137L138 181H137V183L138 182H140L143 178H146V179H151V180H156L157 178H158V176H157V174H155L154 173V171L157 169L158 170V172L160 171V174L161 173H163V172H167V171H169V170H173L172 172H175L176 171V173L175 174H177V172H179L178 170H181V168L183 167H187V168H185V169H187L188 170V172H189V166L191 167L193 164V166H195V164L196 163H198L197 165H198V167L200 166V164H204V162H205V164H207V161L208 162H210L211 160H213V158H214V160L216 159V160H224V161H227L228 163L230 162V164H231V166H232V169H231V167L229 166V167H227L228 169H229V171H230V169H231V171L229 172V176H230V173H231V175L233 174V176H230V177H237L236 178V180L238 179V181H237V183L239 184V187H240V185L242 186V185H244V183H243V181H245L246 179H244V178H242V177H245V178H248L249 176H250V173L249 172H255L254 174L256 175L257 173V175H259V174H264L263 172H264V60H263V62H262V56H258L259 58L261 57L262 59H261V61L258 59L257 60V58L255 59L256 61H252L253 59L247 54V52H246V54H245V51H247V50H249V49H245V47H247V46H249V44L247 43V39H248V37L251 39V42L253 43L254 42V47H263L262 46V44H263V42H264V21H262V17L264 16L263 14H264V11H262V14H260L261 13V11H260V13H257V7L258 6H260V5H258L259 3L261 4V2H263L262 0H259V1H261V2H256V0H255V2H254V0L253 1H251V0H234ZM248 1H251L250 3L248 2ZM70 2V1H69ZM80 2V1H79ZM87 2V1H86ZM97 2V1H96ZM95 2V3H96ZM102 2V1H101ZM102 2V3H103ZM107 2H109L108 0H107ZM182 2V1H181ZM202 2H203V0H202ZM222 2V1H221ZM254 2V5L252 4ZM91 4L93 3V2H90ZM95 3H93V4H95ZM99 3V2H98ZM144 3V4H145ZM151 3H153V5L151 4ZM157 3V4H158ZM170 3V4H169ZM188 1H187V5H185L187 8H190L192 5L189 3V5H188ZM191 3H192V1H191ZM208 3H210V2H208ZM224 3H226V2H224ZM234 3V2H233ZM256 3H257V5H256ZM71 4V3H70ZM69 4V5H70ZM76 5H77V3H75ZM92 4V5H93ZM100 4V3H99ZM99 4H95V5H97V6H99ZM108 4H110V3H104V5H108ZM139 4V5H140ZM155 4V5H154ZM180 4V3H179ZM184 4V3H183ZM182 4V5H183ZM203 4V3H202ZM52 5V4H51ZM51 5H49V6H51ZM66 5V4H65ZM103 5V4H102ZM103 5V6H104ZM121 5V4H120ZM130 5H132L131 7H130ZM149 5H147V6H149ZM198 5H199V3H198ZM208 5V4H207ZM206 5V6H207ZM264 5V4H263ZM53 6V5H52ZM57 6V5H56ZM89 6V5H88ZM94 6V5H93ZM102 6V7H103ZM109 7H110V5H108ZM112 6V5H111ZM122 6H124V4L122 5ZM138 6V5H137ZM145 6H146V4H145ZM144 6V7H145ZM146 6V7H147ZM201 6V5H200ZM199 6V7H200ZM203 6V5H202ZM206 6H205V9H206ZM209 6V5H208ZM212 6V5H211ZM262 6V5H261ZM72 7V6H71ZM71 7H69V8H71ZM89 7H92V6H89ZM96 6H94V8H95ZM105 7V6H104ZM109 7H105V8H109ZM121 7V6H120ZM142 7V6H141ZM144 7H142V8H144ZM145 7V8H146ZM166 7V6H165ZM185 7V8H186ZM232 7V8H231ZM262 7H264V6H262ZM67 8H68V6H67ZM68 8V9H69ZM78 8H80V7H78ZM85 8V7H84ZM112 8V7H111ZM111 8H109V10L111 9ZM134 8H136V7H134ZM153 8V9H152ZM162 8V9H161ZM187 8L186 9H184V10H187ZM201 8V7H200ZM204 8V7H203ZM208 8H211V7H208ZM213 8H214V6H213ZM227 8L230 10V12H231V14H230V12H228V13H226L227 14V16H224V15H226L225 14V9L227 10ZM62 9H63V7H62ZM73 9V8H72ZM92 9H93V7H92ZM138 9V8H137ZM192 9V8H191ZM263 9V8H262ZM61 10V9H60ZM64 10V9H63ZM79 10H81V9H79ZM91 10V9H90ZM89 10V11H90ZM139 10H141L140 9V6H139ZM189 10V9H188ZM193 10V9H192ZM201 10V9H200ZM203 10V9H202ZM210 9H206L205 11L207 12V11H209ZM215 10V9H214ZM229 10H227V11H229ZM260 10V9H259ZM264 10V9H263ZM68 11V10H67ZM72 11V10H71ZM103 11H104V9H103ZM102 11V12H103ZM106 11V10H105ZM143 11H145V9L143 10ZM204 11V10H203ZM211 11H212V9H211ZM215 11V12H216ZM226 11V12H227ZM85 12H87V10L85 11ZM100 12V11H99ZM125 12V13H124ZM146 12V11H145ZM174 12H177V13H175V15H174ZM188 12V11H187ZM210 12V11H209ZM221 12H219V13H221ZM232 12H234V13H232ZM67 13V12H66ZM89 13V12H88ZM93 13V12H92ZM92 13H91V15H92ZM101 13V12H100ZM108 13H111V15H112V11H108ZM107 12H106V14L107 15H110V14H108ZM162 13V14H161ZM179 13V14H178ZM192 13V12H191ZM205 13V12H204ZM94 14V13H93ZM143 14V15H144ZM176 14H178V15H176ZM187 14V13H186ZM203 14V13H202ZM202 14H199V17H200V15H201V17L203 16ZM206 14H208V13H206ZM205 14V15H206ZM218 14V13H217ZM260 14V15H259ZM80 15V14H79ZM82 15V14H81ZM116 15V14H115ZM119 15V14H118ZM121 15V14H120ZM119 15V16H120ZM129 15H132V13L131 14H129ZM141 15H142V13H141ZM153 15V16H154ZM161 15V16H160ZM204 15V16H205ZM209 15V14H208ZM207 15V16H208ZM211 15V14H210ZM214 15V14H213ZM215 15H216V13H215ZM85 16V15H84ZM94 16H95V14H94ZM94 16H93V18H94ZM145 16H143V18L145 17ZM150 16H151V19H150ZM179 16V17H178ZM185 16V15H184ZM183 16V17H184ZM192 16V15H191ZM204 16H203V18H204ZM258 16H260V18L258 17ZM82 17V16H81ZM89 17V16H88ZM99 17V16H98ZM112 17L113 16H111V19H112ZM186 17H187V15H186ZM214 17H216V16H214ZM225 17V18H224ZM89 18H92V16H90ZM100 18V17H99ZM105 18V17H104ZM115 18H118V16L117 17H115ZM155 18V19H154ZM185 18V17H184ZM198 18V17H197ZM196 18V19H197ZM207 18V19H208ZM219 18H221L220 20L221 21H219ZM234 18V17H233ZM259 18V19H258ZM50 19V18H49ZM106 19V18H105ZM107 19H108V17H107ZM196 19H194V21L196 20ZM211 19H213L212 21H211ZM226 19V20H225ZM100 20H102V18L100 19ZM117 20H119V19H117ZM141 20H143L142 18H141ZM183 20V21H182ZM198 20V19H197ZM201 21L203 20V19H200ZM199 20V21H200ZM204 20H205V18H204ZM264 20V19H263ZM50 21H52L51 19H50ZM57 21V20H56ZM62 21H64V20H62ZM62 21H60V22H62ZM86 21V20H85ZM106 22H108L107 20H105ZM120 21V20H119ZM192 21H193V19H192ZM193 21V24L194 23H196V22H194ZM199 21H198V23H196L195 25H198V24H200L199 23ZM207 21V20H206ZM211 21V22H210ZM203 22V21H202ZM205 22V21H204ZM211 24H210V23ZM63 23H66V24H64V25H66L68 28H70V29H72V30H75V33H76V35H77V28H79V26H80V29H79V32L81 33V32H85V34H83V33H81V35H79V37H81L83 40L85 39V41H86V37H88V35H91L90 33H88L89 31H92V30H89V28L87 27V29L89 30L88 32H87V30H86V28L85 29H83L84 31H81L82 29L81 28H84L85 26H82L81 27V25H79V24H77V23H70V22H67V21H65V22H63ZM109 23V22H108ZM121 23V22H120ZM119 23V25H121ZM143 23V28H141L139 25L140 24H142ZM206 23V22H205ZM216 22H214L213 24H215ZM109 24H111L112 25V23H109ZM116 24H117V22H116ZM139 24V25H138ZM190 24H191V22H190ZM204 24V23H203ZM198 25V26H196V28L197 27H199L200 28V26H201V30H198L199 32H201L202 31V26H204V25H206V24H204V25ZM122 25H124V24H122ZM139 26V27H137V26ZM128 26V25H127ZM210 26V27H211ZM54 27V26H53ZM219 27V28H218ZM59 28V27H58ZM61 28V27H60ZM190 29V30H189ZM211 29V28H210ZM215 29H224L223 31H224V33L227 31L228 33H225V35L226 34H229V35H231V36H233V37H231V36H228L227 35V37L225 38V37H223L224 38V40H222V39H220V38H213L212 36H214V35H212V36H209V34H211V32L210 31H214ZM86 30V31H85ZM94 30V29H93ZM99 31H101L100 29H98ZM193 30V29H192ZM191 30V31H192ZM197 30V29H196ZM47 31V30H46ZM65 31V30H64ZM146 31V32H147ZM179 31H181V32H179ZM204 32H205V30H203ZM218 31H220V30H218ZM52 32V31H51ZM72 31L70 30V32H69V34H68V31H65L64 32V35L66 36V35H68L67 37H69V38H67V39H73V38H75L76 37V35H75V33H71ZM96 32V31H95ZM176 32H178L179 34H177ZM192 32H194V31H192ZM220 32H222V31H220ZM220 32H215V36L214 37H221V34H218V33H220ZM71 33V34H70ZM80 33H78V34H80ZM86 33H88V34H86ZM213 33V32H212ZM224 33H222V36H223V34ZM83 34V35H82ZM165 34H163L162 36H165ZM174 34V35H175ZM214 34V33H213ZM94 35V34H93ZM219 35V36H218ZM52 36V35H51ZM74 36V37H73ZM78 36V35H77ZM85 36V37H84ZM121 36H122V34H120V35H118V38H117V40L119 39V37L121 38ZM132 36V35H131ZM167 36V35H166ZM172 36V35H171ZM201 36V35H200ZM53 37H54V35H53ZM70 37H72V38H70ZM105 37V36H104ZM117 37V36H116ZM125 37V35L123 36V39H126V38H124ZM128 37H130V36H128ZM135 37V36H134ZM134 37H132V38H134ZM170 37V36H169ZM180 37V36H179ZM198 37H199V35H198ZM78 38V37H77ZM81 38H78L77 40H82ZM89 38H92L91 36H89ZM100 38V37H99ZM107 38V37H106ZM135 38H137V37H135ZM52 39V38H51ZM56 39V38H55ZM105 39V38H104ZM115 39V38H114ZM122 39V38H121ZM154 39V38H153ZM53 40H54V38H53ZM60 40V39H59ZM82 40V41H83ZM92 40H95V38L94 39H92ZM107 40V39H106ZM102 41L103 42V45H104V43H107L108 41H111L110 39L108 40V41ZM117 40H115V41H117ZM159 40V39H158ZM165 40V39H164ZM253 40V41H252ZM75 41H76V38H75ZM149 41V40H148ZM160 41V40H159ZM161 41H163V40H161ZM52 42V41H51ZM53 42H55V40L53 41ZM60 42V41H59ZM62 42H64V41H62ZM96 42V41H95ZM100 42V41H99ZM73 43H74V40H73ZM113 43H114V41H113ZM112 43V44H113ZM130 43V42H129ZM165 43H166V41H165ZM180 43V42H179ZM45 44V43H44ZM87 44V43H86ZM91 44V43H90ZM97 44V43H96ZM168 44H170V43H168ZM177 44V43H176ZM183 44H186V45H183ZM182 45L183 46H185V47H182V48H186V46H188L187 48H191V46L193 47L195 44H192V43H188L187 44V42H185V43H183ZM114 45V44H113ZM119 45V44H118ZM155 45H157L156 47H155ZM174 45V44H173ZM264 45V44H263ZM98 46H99V43H98ZM117 46V45H116ZM115 46V47H116ZM119 46H122V45H119ZM135 46V47H134ZM223 46V47H224ZM230 46V47H229ZM89 47V46H88ZM88 47L86 48V49H88ZM125 47V46H124ZM125 47V48H126ZM134 47V48H133ZM211 47V46H210ZM241 49H240V48ZM107 48V47H106ZM113 48V47H112ZM132 48V49H131ZM136 48V49H135ZM138 48V49H137ZM181 48V47H180ZM205 48V47H204ZM204 48H203V50H204ZM207 48H208V45H207ZM212 48H213V46H212ZM49 49V48H48ZM51 49V48H50ZM63 49V48H62ZM100 49V48H99ZM116 49H117V47H116ZM123 49V48H122ZM139 49H140V51H139ZM147 49H149L148 51H147V53H144L145 51L144 50H147ZM199 49V48H198ZM217 49H219L220 50V48H217ZM216 49V47H215V51L217 50ZM59 50V49H58ZM151 50H153L154 52L152 53V51ZM188 50H190V49H188ZM192 50V49H191ZM230 50H232L231 52H235V53H237V54H242L241 56L239 55H237V54H235V53H230L229 51ZM251 50H253V49H251ZM257 50V49H256ZM260 50V49H259ZM42 51V50H41ZM179 51V52H178ZM187 50H185V54L187 53L186 52ZM201 51V50H200ZM214 51V50H213ZM261 51V50H260ZM260 51H255V52H257V55H258V52H260ZM263 51V50H262ZM262 51L260 52V54L262 53ZM31 52H33V51H31ZM149 52L151 53V54H149ZM171 52V54L172 55H174L175 53H178L179 54V56L178 55H176V56H178V57H175V58H177L178 60L176 61L174 58V60H172L171 58L173 57L172 55V57L170 58L169 57V53ZM190 52V51H189ZM204 52V51H203ZM221 52H220V54H221ZM227 52H229L230 54H228ZM244 52V53H243ZM199 53V52H198ZM215 53V52H214ZM253 53H254V50H253ZM252 53V54H253ZM264 53V52H263ZM262 53V54H263ZM189 54L190 53H188V56H189ZM192 54V53H191ZM201 54V53H200ZM206 54H209V53H206ZM219 53H218V55H220ZM233 56H232V55ZM235 54V55H234ZM103 55V54H102ZM221 55H223V54H221ZM231 55V56H230ZM245 55V56H244ZM63 56V55H62ZM100 56V55H99ZM125 56V55H124ZM129 56H131V55H129ZM128 56V57H129ZM184 56V55H183ZM186 56H187V54H186ZM203 56V55H202ZM206 56V55H205ZM235 56V57H234ZM248 56V57H247ZM253 56V55H252ZM97 57V56H96ZM132 57H134V56H132ZM192 57V56H191ZM190 57V58H191ZM231 57V58H230ZM252 59H250V58ZM255 57V56H254ZM51 58V57H50ZM72 58H74V56L72 57ZM131 58V57H130ZM196 58V57H195ZM205 58H207V56L205 57ZM208 58H209V56H208ZM97 59V58H96ZM142 59V60H141ZM192 59H194L193 57H192ZM192 59H190V60H192ZM215 59V58H214ZM232 59V60H231ZM95 60V59H94ZM139 60H138V62H139ZM186 60V59H185ZM188 60V59H187ZM190 60H188V62L190 61ZM195 60V59H194ZM193 60V61H194ZM202 60V59H201ZM208 60V59H207ZM218 60V61H219ZM43 61V60H42ZM74 61H75V58H74ZM76 61H78V60H76ZM97 61V60H96ZM181 61V62H180ZM182 61H183V63H184V65H182L183 63H182ZM196 61H198V60H196ZM38 62V61H37ZM41 62V61H40ZM61 62V63H60ZM59 63H60V65H65V61L64 60H62V61H60ZM134 62H136L135 60H134ZM191 62V61H190ZM207 62V61H206ZM56 62H54V63H52V65L54 66V65H56L55 64ZM59 63L57 64V65H59ZM94 63H95V61H94ZM101 63H103V62H101ZM146 63H145V65H146ZM218 63L219 62H217V64L215 65V66H218ZM96 64V63H95ZM196 64H200V63H196ZM215 64V63H214ZM214 64H212V65H214ZM28 65V64H27ZM102 65V64H101ZM100 65V66H101ZM141 65H142V62H141ZM206 65H207V63H206ZM209 65V64H208ZM223 65H224V67H223ZM231 65H230V67H231ZM66 66V65H65ZM96 66V65H95ZM137 66V65H136ZM143 66H144V64H143ZM147 66V65H146ZM147 66V67H148ZM194 66V65H193ZM198 66V65H197ZM214 66V67H215ZM73 68L75 67V66H72ZM77 67V66H76ZM146 67V68H147ZM185 67V68H184ZM190 67H192L191 65H190ZM189 67V68H190ZM198 67H200V66H198ZM197 67V68H198ZM229 66H227V69L228 68H230ZM18 68V67H17ZM47 68V67H46ZM54 68H57V66L55 67L54 66ZM105 68H106V66H105ZM151 68V67H150ZM207 68H208V66H207ZM209 68H210V65H209ZM208 68V69H209ZM27 69V68H26ZM58 69V68H57ZM68 69V68H67ZM99 69V68H98ZM152 69V70H153ZM214 70L215 69H218V67L216 68H213ZM212 69V71H214ZM217 70V72L219 71L220 72V70ZM21 70V69H20ZM105 70V69H104ZM109 70H111V69H108V70H106V71H109ZM57 71V70H56ZM105 71V73L106 74H108L109 75V73L111 72H109V73H107ZM113 71V70H112ZM138 72H140V70L138 69L137 70ZM187 71H190V70H187ZM193 71V70H192ZM195 71H196V67H195ZM198 71H199V69H198ZM227 72V73H225V72ZM138 72L136 73V74H138ZM204 72H206V71H204ZM209 72V71H208ZM216 71H214V74H216L215 73ZM224 72V73H223ZM103 73V72H102ZM104 73V74H105ZM134 73V72H133ZM150 73H151V71H150ZM190 73V72H189ZM193 73V72H192ZM192 73L190 74V75H192ZM199 73H201V72H199ZM59 74V73H58ZM111 74V73H110ZM160 74H159V77H160ZM196 73H194V75H195ZM198 74V73H197ZM212 74V73H211ZM131 75V74H130ZM129 75V76H130ZM133 75V74H132ZM131 75V76H132ZM139 75H140V73H139ZM148 75H150V74H148ZM158 74H156V75H154V76H157ZM217 76L219 75L218 73L216 74ZM68 76V75H67ZM154 76H152L153 78H154ZM193 76V75H192ZM198 76H203V75H198ZM208 76V75H207ZM220 76V75H219ZM218 76V77H219ZM51 77V76H50ZM108 77V76H107ZM127 77V76H126ZM136 76L134 75V78H135ZM140 77V76H139ZM139 77L137 76L136 78H138L139 79ZM142 77H143V75H142ZM204 77V76H203ZM203 77H201L199 80L201 81L202 80V78ZM26 78V77H25ZM45 78V77H44ZM47 78H49V77H47ZM52 78V77H51ZM50 78V79H51ZM105 78V77H104ZM109 78V77H108ZM107 78V79H108ZM129 78V77H128ZM131 78V77H130ZM145 78H146V76H145ZM148 78H149V76H148ZM195 78H196V75L194 76V79L193 80H195ZM205 78V77H204ZM204 78H203V80H204ZM210 78H211V75H210ZM209 78V79H210ZM33 79V78H32ZM46 79V78H45ZM54 79H55V77H54ZM112 79H113V77H112ZM156 79V78H155ZM160 79V78H159ZM166 79V78H165ZM198 79V78H197ZM217 79V78H216ZM215 79V80H216ZM219 79H221V77H219ZM47 80V79H46ZM53 80V79H52ZM109 80V79H108ZM108 80H106L107 82H108ZM142 80H144V79H142ZM167 80V79H166ZM199 80H197V84H199V86L200 85H202V84H200V82H199ZM202 80V81H203ZM206 80V79H205ZM204 80V81H205ZM213 80V78L212 79H210V81H212ZM29 80H24V84H26L27 82H28ZM49 81V80H48ZM66 81V80H65ZM112 81V80H111ZM137 81H139V80H137ZM141 81V80H140ZM145 81V80H144ZM143 81V82H144ZM150 81V80H149ZM149 81H146V82H149ZM154 81H156V80H154ZM164 81V80H163ZM207 81H208V77H207ZM206 81V83H208ZM217 81V80H216ZM222 82H220V83H223V81L224 80H221ZM52 82V81H51ZM50 82V83H51ZM104 82H105V80H104ZM110 82V81H109ZM151 82V81H150ZM149 82V83H150ZM170 82V81H169ZM173 82H171L172 84H171V86L173 85ZM225 82V81H224ZM226 82V83H227ZM23 83H21L22 85H24ZM37 83H39V82H37V78L36 79H33L32 80V88H33V90L34 91H36L35 93L36 94H38V92H37ZM102 83V82H101ZM118 83V82H117ZM116 83V84H117ZM140 84L142 83V81L141 82H139ZM145 83V82H144ZM151 83H153V81L151 82ZM193 83H195V82H193ZM202 83V82H201ZM204 83V82H203ZM213 83V82H212ZM219 84V82L217 81L216 82V84ZM28 84H29V82H28ZM27 84V85H28ZM52 84V83H51ZM65 84V83H64ZM67 84V83H66ZM107 84V83H106ZM105 84V85H106ZM113 84V83H112ZM121 84V83H120ZM119 84V85H120ZM124 84V83H123ZM169 84V83H168ZM178 84V85H177ZM102 85H104L103 83H102ZM111 85V84H110ZM128 86L130 85V83H128L127 84ZM126 85V86H127ZM132 85V84H131ZM130 85V88L131 87H133V85L131 86ZM136 85V84H135ZM142 85H143V83H142ZM161 85V84H160ZM163 85V84H162ZM194 85V84H193ZM196 85V84H195ZM209 85H211L210 84V82H209ZM101 86V85H100ZM107 86V85H106ZM121 86V85H120ZM138 86H140L139 84H138ZM174 86V85H173ZM35 87V88H34ZM64 87L67 89V88H70L69 87V85L67 84L66 86L64 85ZM109 87H111L112 88V85L111 86H109ZM159 87V86H158ZM195 87V86H194ZM219 87V86H218ZM217 87V88H218ZM228 87V86H227ZM102 88V87H101ZM108 88V87H107ZM110 88V89H111ZM125 88V87H124ZM129 88V87H128ZM165 88V87H164ZM163 88V89H164ZM167 88H168V86H167ZM174 88V87H173ZM192 88V89H191ZM195 88H198V87H195ZM41 89V88H40ZM160 89V88H159ZM171 89V88H170ZM175 89V88H174ZM107 90V89H106ZM108 90H109V88H108ZM114 90V89H113ZM113 90H109V91H113ZM122 90V91H121ZM168 90V89H167ZM176 90V89H175ZM174 90V91H175ZM196 91V93L197 94H194V92ZM199 90H200V88H199ZM199 90H198V92H199ZM217 90V91H218ZM231 90V89H230ZM101 91V90H100ZM99 91V92H100ZM118 91V92H119ZM158 89L156 90V92H155V94H159L160 95V92L158 91ZM177 91V90H176ZM94 92V91H93ZM98 92V93H99ZM108 92V91H107ZM117 92V91H116ZM167 92V91H166ZM179 92V91H178ZM180 92H181V90H180ZM230 92V93H229ZM98 93H97V95H98ZM133 93V92H132ZM161 96H163L164 95V93H163V91H161ZM175 93V92H174ZM217 93V92H216ZM93 94H95V93H93ZM113 95H114V93H112ZM116 94V93H115ZM154 94V95H155ZM170 94H171V92H170ZM169 94V95H170ZM199 94H200V92H199ZM235 94V93H234ZM108 95V94H107ZM110 95V98H111V96H113V95H111V94H109ZM108 95V96H109ZM200 95H204V93H202V94H200ZM101 96V95H100ZM99 96V97H100ZM115 96H117V95H115ZM149 96V98H147ZM158 96V95H157ZM160 96V97H161ZM166 96H167V94H166ZM173 97V100H175L176 98L173 96V94H171L169 97ZM103 97V96H102ZM105 97V96H104ZM118 97H116V98H118ZM168 97V98H169ZM108 97H106V99H107ZM115 98V97H114ZM113 97H112V99H114ZM167 98V97H166ZM165 98V100L167 101V99ZM198 99L200 98L199 96L197 97ZM203 98H204V96H203ZM238 98H239V100H238ZM154 99H157V101L155 100V101H153ZM171 99V98H170ZM169 99V100H170ZM195 99V100H194ZM202 99V98H201ZM200 99V100H201ZM205 99H203L202 101L203 102H205V103H208V100H207V102L206 101H204ZM115 100V99H114ZM114 100H112V102L114 101ZM118 101H120V98L119 99H117ZM168 100V102L169 103H173V100H170L169 101ZM194 100V101H193ZM216 100H217V102L219 101V103H216ZM103 101H104V99H103ZM161 101H164V100H161ZM176 101V100H175ZM201 101V102H202ZM111 102V103H112ZM115 102V101H114ZM160 102V101H159ZM167 102V103H168ZM163 103V102H162ZM162 103H161V105H162ZM96 104V103H95ZM164 104H166V103H164ZM98 105V104H97ZM167 105V104H166ZM173 105V104H172ZM112 106V105H111ZM91 108L93 107H95V106H90ZM204 107H205V109H204ZM207 107V108H206ZM85 108H87L86 106H85ZM89 108V107H88ZM83 109V108H82ZM90 109V108H89ZM109 109V110H108ZM93 110V109H92ZM82 113H85V112H82ZM213 115L215 116L214 117V119H213ZM211 158V159H210ZM208 159V160H207ZM203 160H206V161H203ZM213 160V161H214ZM212 162V161H211ZM215 162V161H214ZM219 162H221V161H219ZM232 162V163H231ZM228 163H227V165H228ZM205 164H204V166H205ZM208 164H210V163H208ZM207 164V165H208ZM212 164V163H211ZM214 164V163H213ZM217 163L215 162V165H216ZM223 164V163H222ZM219 164L218 163V165H217V168H221V167H223V165H224V167L226 166L225 164H226V162H225V164ZM197 165H196V168H197V170L200 168V167H203L202 169H204V168H206L207 167V165H206V167H204L203 165H201L199 168L197 167ZM220 165V166H219ZM192 166V167H193ZM209 167V166H208ZM208 167L206 168V170L208 169ZM211 167H212V165H211ZM223 167V168H224ZM215 168V169H214ZM212 169H214L215 171L217 170L216 169V167H212ZM249 169V170H248ZM190 170H191V168H190ZM196 170V171H197ZM214 170H213V172H214ZM221 170V173H222V171H224V169L222 170V168L221 169H219V171ZM192 171V170H191ZM210 171V169L208 170V172ZM219 171H216L217 173H219ZM171 172V171H170ZM185 172V171H184ZM183 172V173H184ZM188 172H187V174H188ZM211 172H212V170H211ZM216 172H214L215 174H216ZM224 172H225V175H223L224 174ZM223 172V174L221 175V173H219L218 175L221 177V178H223V176H225L226 178H224V180L225 179H227L228 180V178L227 177H229L228 175H227V173H228V170L226 169V171H224ZM181 173H182V170H181ZM180 172L178 173V174H181ZM181 174V175H183L184 176V174ZM193 173V172H192ZM201 173H204L205 175L207 174L206 172H204V170H203V172L201 171ZM213 173V174H214ZM246 173H248L249 174V176H248V174H247V176H245L246 175ZM165 174V173H164ZM169 174V173H168ZM172 174H174V173H172ZM171 174V175H172ZM178 174H177V176H178ZM199 174V173H198ZM197 174V175H198ZM211 174V173H210ZM156 175V176H155ZM170 175V174H169ZM180 175V176H181ZM185 175H186V173H185ZM194 175V173L192 174V176ZM217 175V174H216ZM235 175V176H234ZM188 176V175H187ZM186 176V177H187ZM199 176L201 177V175L199 174ZM208 176V175H207ZM210 176V175H209ZM219 176H218V178H219ZM251 176H253V175H251ZM263 176V178H264V175H259V177H262ZM160 177V176H159ZM162 177V179H164L163 178V176H161ZM166 177V176H165ZM174 177V176H173ZM186 177L184 178H182V176H181V178L183 179V181H184V179H186ZM195 177H196V175H195ZM194 177V178H195ZM198 177V176H197ZM217 177V176H216ZM229 177V179H232V180H234L233 178H230ZM177 178V177H176ZM180 178V177H179ZM253 179H255L256 178V176L254 177H252ZM191 179H192V177H191ZM197 179H199V178H197ZM216 179V178H215ZM249 179V182L246 180L245 182H247L246 183V185L247 184H249L250 183V179H251V177H249L248 178ZM252 179V180H253ZM257 179H259V178H257ZM261 179V178H260ZM196 180V179H195ZM214 180V179H213ZM221 180V179H220ZM224 180H222V182L225 184V181ZM232 180H230L229 182L231 183V181ZM236 180H234V181H236ZM256 180V179H255ZM255 180H253V183H254V181ZM264 180V179H263ZM263 180L261 181H259V180H256V182L258 181V185L257 186H259L258 188H256V189H259V188H261L262 187V185L260 186V184H259V182H263ZM162 181V180H161ZM216 181V180H215ZM234 181H232V183H231V185H234L233 183H234ZM187 182H188V180H187ZM193 182V181H192ZM228 182V183H229ZM255 182V183H256ZM196 183H197V181H196ZM227 183V182H226ZM236 183V184H237ZM264 183V182H263ZM193 185H194V183H192ZM236 184H235V187H236ZM180 185V184H179ZM227 185H229V184H227ZM231 185H229V186H231ZM246 185H244V186H246ZM182 186V185H181ZM186 186H188V185H186ZM185 186V187H186ZM238 186V185H237ZM249 186V185H248ZM234 187V186H233ZM243 187V186H242ZM252 187V185H251V183H250V187H247L248 188V191L250 192L252 189H249V188H251ZM254 187V186H253ZM255 187H256V184H255ZM189 188V187H188ZM229 189V188H228ZM238 189V188H237ZM262 189H264L263 187L261 188V190H257V191H259V192H257L256 190H255V188L253 189V191H256L257 192V194H256V192H254V194L253 195H258V193H262ZM239 190V189H238ZM247 190V189H246ZM168 191V190H167ZM209 191V190H208ZM232 191V190H231ZM241 191H245V188H243V189H241ZM252 191V192H253ZM252 192H250V193H252ZM168 193H169V191H168ZM205 193V192H204ZM177 194V193H176ZM193 194H194V192H193ZM195 195H196V193H195ZM245 195H246V192H245ZM248 195V194H247ZM252 195V194H251ZM251 195H250V197H251ZM261 195V194H260ZM243 196V195H242ZM263 196H264V194H263ZM263 196H261V197H263ZM244 197V196H243ZM246 197V196H245ZM250 197H246V199L247 198H249V200L250 201H255L256 200V197L255 196H253L254 198H255V200H254V198L253 199H250ZM261 197H259V195H258V198H261ZM193 198H194V196H193ZM264 198V197H263ZM262 198V199H263ZM241 199H242V197L240 198V201H241ZM174 200V199H173ZM197 200V199H196ZM244 200V201H243ZM264 200V199H263ZM172 201V200H171ZM179 201V200H178ZM178 201H176V203H178ZM181 201V200H180ZM193 201V200H192ZM242 201L245 203V201H248V199L247 200H245V199H242ZM262 201V200H261ZM168 202V201H167ZM188 202V201H187ZM259 202V201H258ZM168 203H172V202H168ZM173 203H175V201L173 202ZM172 204L173 206L171 207V206H169L171 209H169V207H168V210L169 211H171L172 212V214H174V217L176 216L177 218H179L180 220L179 221H189V220H195V219H197L196 218V216L198 215L197 213H195V212H197L198 210H196L195 211V209L194 208H196L197 209V204L195 205V203H196V201H195V203H194V205H192L193 203H189L188 204V207H185V206H187V205H178V204ZM183 203V202H182ZM243 203V204H244ZM249 202H247V204H248ZM251 203V202H250ZM253 203V202H252ZM255 203V202H254ZM256 203H257V200H256ZM261 203V206H262V204L264 205V203H262V202H259V204ZM186 204V203H185ZM200 204V203H199ZM246 204V203H245ZM246 204V205H247ZM166 205V204H165ZM170 205V204H169ZM251 206H252V204H250ZM254 205H256V204H254ZM258 205V204H257ZM190 206V207H189ZM196 206V207H195ZM259 206V205H258ZM194 207V208H193ZM202 207H204L203 206V204L202 205H200V207H199V209L200 208H202ZM236 207V206H235ZM206 208V210L208 209L207 207H204V209ZM264 208V207H263ZM160 209V208H159ZM246 210H249V213H250V215H252V210L251 209H253V208H250V209H248V208H245ZM166 210V209H165ZM201 210V209H200ZM250 210H251V212H250ZM203 211V210H202ZM211 211V210H210ZM166 212L168 213V211L166 210ZM165 212V213H166ZM171 212H170V214H171ZM204 212H205V210H204ZM245 212H247V211H245ZM198 213H200V211L198 212ZM202 213V212H201ZM249 213L247 212V217H249L248 215H249ZM196 214V216H194ZM204 214H206V212L204 213ZM208 214V213H207ZM207 214H206V216H207ZM183 215H186L187 217H186V219L187 220H184V216ZM201 215V214H200ZM188 216H189V218H188ZM192 216H194L193 218H191ZM203 216V215H202ZM201 216V217H202ZM252 218H254L253 216H251ZM256 217V216H255ZM191 218V219H190ZM199 218H200V216H199ZM203 218H205L204 216H203ZM202 218V221L201 222H203V219ZM210 218H211V216H210ZM213 218V217H212ZM264 218V217H263ZM256 219V218H255ZM260 219V218H259ZM206 220V219H205ZM205 220H204V222H205ZM211 220V219H210ZM250 220H252L251 218H250ZM258 220V219H257ZM196 221V223H198L197 222V220H195ZM194 221V222H195ZM207 221H208V218H207ZM219 221V220H218ZM239 221V220H238ZM262 221V220H261ZM45 222V221H44ZM217 222V221H216ZM255 222H256V220H255ZM255 222H253V223H255ZM177 223H179V222H177ZM188 223V222H187ZM200 223V222H199ZM198 223V224H199ZM214 223H215V221H214ZM238 223V222H237ZM236 223V224H237ZM240 223V222H239ZM245 223V222H244ZM244 223H242L243 224V226H242V228L244 227ZM182 224V223H181ZM180 224V225H181ZM186 224V223H185ZM202 224H205V223H202ZM201 223H200V225H202ZM213 224V223H212ZM196 225V224H195ZM241 225V224H240ZM239 225V226H240ZM246 225V224H245ZM255 225H256V223H255ZM254 224H253V226H252V224H251V228L250 229H254V226H255ZM187 226V225H186ZM196 226H199V225H196ZM192 228H193V226H191ZM195 227V226H194ZM241 227V226H240ZM247 227H250L249 225H247L246 227H245V233L244 234H246V238L248 237L247 235H251V232H252V235H253V237L255 238H257V240L256 241H259V242H262V240L260 241V238H261V236H262V230H259V229H257L256 228V226H255V228L257 229V231L254 229L253 231H251L250 232V229L249 228H247ZM241 228V229H242ZM246 228L249 230H246ZM197 229V228H196ZM244 229V228H243ZM214 230V229H213ZM216 230V229H215ZM214 230V231H215ZM1 231V230H0ZM3 231H5L4 229H3ZM2 231V232H3ZM199 231V230H198ZM213 231V232H214ZM264 231V230H263ZM202 232V231H201ZM207 232V231H206ZM204 233V234H207V239L209 240L210 238H208V236H209V234L208 233ZM211 232V231H210ZM1 233V232H0ZM3 233H5V232H3ZM212 233V232H211ZM234 233H236V232H234ZM243 233V232H242ZM248 233V234H247ZM264 233V232H263ZM200 234H202V233H200ZM203 234V235H204ZM215 234L216 233H214V234H212L213 236H215ZM5 235H7L6 233H5ZM250 235H249V237H250ZM206 235H204V237H205ZM244 236H243V240H244ZM201 237L203 238V236L201 235ZM210 237V236H209ZM231 237V236H230ZM3 238V237H2ZM211 238H214V237H211ZM219 238V236H217V238L215 237V239H216V241H218L220 244H222L221 246H224V248L225 249H228L229 248V244L228 245H226V243L224 244L221 240H219L218 239ZM250 238H252V237H250ZM1 239V238H0ZM218 239V240H217ZM249 239V238H248ZM196 240V239H195ZM207 240V241H208ZM212 240H214V239H211V241ZM251 240V239H250ZM250 240L249 241H242L243 243H241L242 245L245 243H249L250 242ZM1 241V240H0ZM215 240L213 241V242H216ZM223 241H224V239H223ZM240 241V240H239ZM235 242V241H234ZM4 243V242H3ZM236 243V242H235ZM232 244H234L233 242H232ZM232 244H231V247H232ZM239 244V243H238ZM251 244V243H250ZM257 244H258V242H257ZM259 244H261V243H259ZM247 245H249V244H247ZM246 245V246H247ZM234 246H236L235 244L233 245V247ZM230 247V248H231ZM232 249V248H231Z\"/></svg>",
  "mask_w": 264,
  "mask_h": 264
},
{
  "label": "crops",
  "instance_id": "obj_3",
  "mask_svg": "<svg viewBox=\"0 0 264 264\" xmlns=\"http://www.w3.org/2000/svg\"><path fill=\"white\" fill-rule=\"evenodd\" d=\"M2 37L0 28V62L10 55ZM3 68L0 71L7 70ZM32 78L27 76L29 84L22 85L23 80L21 82L10 73L6 78L0 75V262L8 259L10 240L13 243L22 240L21 233L27 223L29 231H37L39 183L45 190V186L55 179L60 187L64 176L59 173V168L63 172L64 158L65 164L69 161V156L64 155L57 126L58 120L69 113L71 104L64 95L56 110L39 109ZM47 150L57 154V163H46ZM52 187L56 189L57 186ZM82 214L79 210L71 214L70 208H66L59 224L62 227L59 230L62 233L58 245L60 253L51 264H159L158 250L149 239L154 231L148 224L127 230L126 240L116 238L112 244L109 240L100 243L87 238V234L92 233L87 232L86 216ZM33 217L35 222H32ZM63 218L65 226L62 225ZM165 242L160 249L169 252L170 263H193V258L177 244L169 247Z\"/></svg>",
  "mask_w": 264,
  "mask_h": 264
},
{
  "label": "water",
  "instance_id": "obj_4",
  "mask_svg": "<svg viewBox=\"0 0 264 264\" xmlns=\"http://www.w3.org/2000/svg\"><path fill=\"white\" fill-rule=\"evenodd\" d=\"M1 7H18V8L32 9V10H41V9H39L37 7H34V6H30V5H26V4H15V3L0 4V8ZM61 17L67 18L66 16H61ZM75 21H77L79 23H82V24H85V25H88V26H91V27H94V28H97V29H101L103 31L112 32V33H116V34H127V35L129 34L130 35V33H128V32H121V31H118V30H112V29H109L107 27H104V26H101V25H97V24H94V23H90V22H86V21H82V20H75Z\"/></svg>",
  "mask_w": 264,
  "mask_h": 264
}]
</instances>
